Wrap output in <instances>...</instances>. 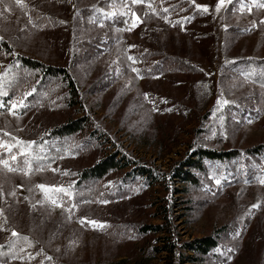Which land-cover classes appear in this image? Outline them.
I'll return each mask as SVG.
<instances>
[{"label": "rangeland", "instance_id": "obj_1", "mask_svg": "<svg viewBox=\"0 0 264 264\" xmlns=\"http://www.w3.org/2000/svg\"><path fill=\"white\" fill-rule=\"evenodd\" d=\"M97 2L105 0H79L78 5L75 0H24L23 9L15 0L0 3L1 47L46 64L66 65L78 100L74 107H67L60 89L51 85L45 101L29 106L26 113L16 110L13 116L7 107L0 110V129L31 142L67 118L89 117L83 134L73 135L70 153L60 166L41 165L47 170L36 171V167L29 175L8 173L0 167V200L5 187L7 196L24 211L18 217V230L29 234L35 248L43 249L39 258L51 256L57 264H264V185L259 181L221 180L218 185L220 174L212 170L198 174L189 166H181L196 145L239 150L264 141L260 68L236 66L228 72L223 67L229 62L226 54L234 59L264 55V24L260 23L264 8L256 5L249 12L250 7L240 4L226 13L230 5L226 4L217 13V0H196L209 6L213 20L216 45L210 59L194 54L200 46L193 41L188 47L196 67L194 73L144 76L141 72L143 78L138 79L131 71L137 66L127 59L137 28L131 32L126 24L122 28L105 27L96 18L78 12V7H95ZM5 6L10 11H3ZM99 10L102 17L115 11L110 6ZM233 25L252 30L228 33ZM151 26L170 50L187 39L176 36L165 23ZM194 79L200 81L189 88ZM31 80L29 75V83ZM218 99L229 103L218 108ZM93 124L105 137L102 145L84 138ZM87 125H91L89 129ZM118 145L162 171L161 182L142 186L137 180L129 181L121 191L113 189L109 175L86 182L77 196L55 197L58 201L62 198L65 209L77 205L71 213L54 208L36 187L68 188L71 169L90 165ZM173 168L183 175L186 169L195 173V182L172 176ZM13 191L15 196L11 195ZM256 203L261 207L253 209ZM85 217L105 227L82 226L79 220ZM139 224L149 226L150 232H138ZM209 236L216 237L218 243L213 254L198 255L189 247ZM168 239L176 247L171 259L161 250Z\"/></svg>", "mask_w": 264, "mask_h": 264}, {"label": "trees", "instance_id": "obj_2", "mask_svg": "<svg viewBox=\"0 0 264 264\" xmlns=\"http://www.w3.org/2000/svg\"><path fill=\"white\" fill-rule=\"evenodd\" d=\"M151 3L152 8L156 10L154 14L152 8L147 5ZM75 4H79V0H75ZM243 4L247 7L254 8L256 5L264 4V0H234L227 8L226 13H229L233 7ZM100 6L108 9L109 6L115 11V15H110L109 18L102 17ZM122 6V7H120ZM78 12L84 17H93L97 21L110 28L119 26H131V16L125 15L129 10L136 9L137 15L143 21L139 23L136 31V38L133 41L131 54L136 59L135 65L144 74V76L157 75H174L176 73H194L196 67L192 63L191 51L188 43L197 42L199 49L195 55L202 57L208 61L211 53L216 45L214 36L213 20L210 11L208 13H200L195 10L190 0H145L144 4L133 5L131 0H105L104 3L97 2L95 7L92 5H83L78 7ZM167 8V13L163 9ZM106 11V10H105ZM103 12V11H102ZM147 13V15H145ZM168 17L171 23L163 19ZM180 21L181 23H176ZM154 23H165L170 27V30L175 31L176 36L187 38L176 46L174 50H170L164 42H162L156 35L151 26ZM175 24V27L173 26ZM129 28V27H128ZM131 28V27H130ZM229 30V31H228ZM251 27L230 26L229 32H244L249 33ZM134 30L132 29L131 32ZM229 62L223 67L228 72H233L236 66H246L244 69L248 70L250 67L258 66L260 68L261 80L264 84V55H248L234 59L233 56L224 55ZM0 74H3L0 84L3 90L8 92V96L0 97L7 107L9 100H15L22 97L25 93L35 88V92L28 96L25 100L26 108L17 109L18 112H28L29 106H35L45 101L46 94L51 85L60 89V96L67 107H74L78 104L76 94V85L71 77L70 71L66 65L63 64H46L36 59L29 57L24 53L9 52L0 45ZM189 74V75H190ZM29 75L32 80L29 83ZM200 79L191 81V87H195L194 83ZM189 90V89H188ZM5 107V108H6ZM4 108H0L3 110ZM85 118H67L65 121L56 124L48 129L44 136L36 137L35 141L30 147H25L24 151L27 158L32 165V169L41 165L56 164L60 166V162L64 156L70 153L69 147L74 134H83L86 128ZM89 119V124L92 120ZM91 125H87L89 129ZM91 131H85V139L97 142L100 145L104 144L105 137L98 129L96 124H93ZM97 129L99 131H97ZM0 129V143L15 145L9 153L5 148H0V158L9 159V163L16 166L17 164L23 168L24 155H20L21 145L16 144L13 139V134L7 133ZM20 140V139H18ZM22 141L29 142V139H22ZM107 155L99 156L90 165H80L77 169H71L72 175L68 177V187L71 185L72 196L79 195L83 190L85 183L90 181H100L103 177H110V184H113V189L121 191L126 188L129 181L137 180L140 185H152L154 182H161L163 172L154 166H148L147 163L128 152H126L121 145H118L114 150ZM10 155H17L16 161L10 160ZM117 156V158H116ZM41 157L42 159H37ZM189 166L191 170L197 171L198 174H206L208 170L214 171L217 175L220 174L221 181L227 182H258L264 179V141L247 146L242 149L230 150H216L213 148L200 147L196 145L192 148L190 155L185 159L181 166ZM181 168V167H180ZM182 170V168H181ZM172 169V176H179L184 181L195 182L197 178L195 173L186 169V171ZM22 171L15 172L20 174ZM13 173V174H15ZM186 173V174H185ZM190 176V177H189ZM112 189V187H111ZM6 188L2 190V199L0 200V208L4 210V215L7 217V224H4L3 218H0V224L8 231H0V262L2 264H9L16 262L19 264H57L55 260L47 262V259L39 258L36 255L40 250L33 247H27L23 240H20L15 248L11 247L12 242L16 239L11 236V230H16L21 236L29 237L28 233L18 230L21 219L18 217L24 214L21 205L15 203L9 196H7ZM68 197V196H67ZM29 214V212H27ZM165 209H163V214ZM148 227L144 224L138 225V232H150ZM218 235V234H215ZM216 237H207L198 240L189 245L198 255L213 254L217 246ZM24 247V251L20 252V247ZM175 242L168 239L161 250H165L171 255L175 252ZM186 248V247H184ZM28 254H31L35 259H28ZM13 255L23 257V259H13ZM42 259V260H41ZM182 258H179L181 260ZM40 260V261H39Z\"/></svg>", "mask_w": 264, "mask_h": 264}, {"label": "snow or ice", "instance_id": "obj_3", "mask_svg": "<svg viewBox=\"0 0 264 264\" xmlns=\"http://www.w3.org/2000/svg\"><path fill=\"white\" fill-rule=\"evenodd\" d=\"M253 2L255 3V0H253ZM0 3H3V0H0ZM131 3L133 5H141L145 3V0H131ZM190 3L194 6L195 10L200 12V13H208L209 12V6L208 5H203V4H199L196 2V0H190ZM232 0H217V3L215 5V11L217 13L220 12L221 8L224 7L226 4H231ZM15 4L17 6H19L20 8H25L26 5L24 3V0H15ZM149 8H152V4L149 3L147 5ZM261 8H264V4H260L258 5ZM3 11L7 12L10 11V7L9 6H5V8L3 9ZM152 11L154 14H158L156 13V10L154 8H152ZM169 10L167 8L163 9V12L167 13ZM241 11H243V6L241 8ZM248 11L251 12V8H248ZM109 15H115V13H105V16H109ZM125 15H130L131 16V28L127 29L128 31H131L133 28L137 27L139 23H142L143 21L140 19V17L137 15L136 12L129 10L128 13H125ZM145 15H147V13H145ZM163 19H165V21L171 23V21L168 20L167 16H164ZM29 23L33 24V26L35 27V24L32 21V18L29 17ZM176 23H181L180 21H177ZM261 24H264V20L260 21ZM173 26L175 27V24H173ZM101 27H103V24H101ZM4 40L3 36H0V42H2ZM132 47H135L134 45ZM127 59L129 61L132 62V64H135L137 61L134 57L132 56H128ZM131 71L136 73V77L138 79H142L143 76L141 75V72L138 68L132 67ZM3 78V74H0V80H2ZM33 92H35V88H33L31 91L25 93L22 97L17 98L15 100H9L8 104H7V110L10 114H12L13 116L17 115L16 110L17 109H23L26 108L27 105L25 104V100L27 99L28 96H31L33 94ZM8 96V92L3 90V86L2 84H0V97H5ZM144 98L146 100L149 99L148 94L145 93L144 94ZM229 103L228 100L226 99H218L217 100V106L218 108L222 105H227ZM6 105L3 101H0V108H5ZM154 111L156 110L155 108L153 109ZM257 111H259V109H257ZM222 120V118H221ZM249 124L253 123V120L249 119L248 120ZM5 135H8L7 133H5ZM215 135V133L213 134ZM14 140H16V144L17 145H21V151H20V155H24L25 159L23 161V165L24 167L21 168L18 164L16 166H14L13 164L9 163V159H2L0 158V167H2L4 170H6L8 173H15L18 171H22L24 172L25 175H29L31 173L32 169V165L29 162L28 158H27V154L24 151L25 147H30L32 144L35 143V141H31V142H25V141H21L16 139L15 137H13ZM15 145L12 144H6V143H0V148H5L9 153H11L12 148ZM37 159H42L41 157H37ZM10 160L11 161H16L17 160V155H10ZM50 167V166H49ZM47 170L44 166L38 167L36 169V171H45ZM52 171H56V169H52ZM64 175H68L67 172L64 173ZM216 183L219 185L221 183L220 179L216 180ZM259 183L261 185H264V179H260ZM36 187L38 189H40L43 193H44V199L45 201H48L51 203V205H53L54 208H61L64 209L66 211H68L69 213H71L72 208H76L77 205L72 204L70 208L65 209V205L62 201V198L60 201H58L55 197L57 194H63V196H68L71 198L72 196V192H71V185H69L68 188H65L63 186H46L44 184H38L36 185ZM15 192L13 191L11 193L12 196H15ZM87 203V201H86ZM103 203H108V201H103ZM33 207H35V205H33ZM253 209H258L261 207L260 203H256L253 204L251 206ZM250 211V210H249ZM0 218H3L4 224H7V217L4 215V210L2 208H0ZM68 219H71V215H69ZM79 223L82 226H87V225H91L94 229L98 228V229H103L105 227L104 224L95 221V220H88L86 217L85 218H81L79 220ZM9 229L5 228L3 226V224H0V231H8ZM11 236L16 238L12 244L11 247L15 248L17 246V244L19 243L20 240H23L25 242V244L27 245V247H33V242L29 239V237L27 236H21V234L19 232H17L16 230H11ZM3 245H0V248H2ZM25 249L23 246L20 247V252H23ZM57 251H59V249H57ZM229 251H231V249H229ZM43 253V249H41L39 252L36 253V255H41ZM23 259V257H20L18 255H13V259ZM28 259H35L34 256H32L31 254H28ZM47 260L51 261L52 257L51 256H47L46 257ZM0 264H2V262H0Z\"/></svg>", "mask_w": 264, "mask_h": 264}]
</instances>
